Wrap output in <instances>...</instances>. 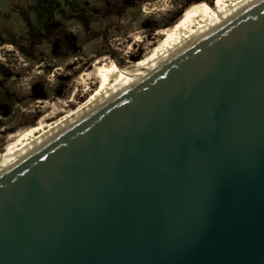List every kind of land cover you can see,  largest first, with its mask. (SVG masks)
<instances>
[{
	"label": "water",
	"instance_id": "obj_1",
	"mask_svg": "<svg viewBox=\"0 0 264 264\" xmlns=\"http://www.w3.org/2000/svg\"><path fill=\"white\" fill-rule=\"evenodd\" d=\"M0 264H264V0L2 170Z\"/></svg>",
	"mask_w": 264,
	"mask_h": 264
},
{
	"label": "rangeland",
	"instance_id": "obj_2",
	"mask_svg": "<svg viewBox=\"0 0 264 264\" xmlns=\"http://www.w3.org/2000/svg\"><path fill=\"white\" fill-rule=\"evenodd\" d=\"M154 2L0 0V36L16 42L0 41V152L11 133L36 126L54 108L59 112L83 101L77 79L93 69L95 59L128 67L157 46L155 31L185 28L191 17L217 5L167 0L162 10L146 12L145 5Z\"/></svg>",
	"mask_w": 264,
	"mask_h": 264
},
{
	"label": "bare ground",
	"instance_id": "obj_3",
	"mask_svg": "<svg viewBox=\"0 0 264 264\" xmlns=\"http://www.w3.org/2000/svg\"><path fill=\"white\" fill-rule=\"evenodd\" d=\"M254 1L217 0L215 8L191 17L185 28L175 32L168 28L155 31V37L160 36L162 41L157 38V46L128 67H111L105 57L95 59L93 69L82 72L77 79L78 85L85 91V99L71 109L62 108V111L56 112L54 108V111L41 117L36 126L11 133L10 141L0 152V172ZM166 2L156 0L153 4H146L144 10L148 13L162 10ZM134 39L141 41L138 35Z\"/></svg>",
	"mask_w": 264,
	"mask_h": 264
},
{
	"label": "trees",
	"instance_id": "obj_4",
	"mask_svg": "<svg viewBox=\"0 0 264 264\" xmlns=\"http://www.w3.org/2000/svg\"><path fill=\"white\" fill-rule=\"evenodd\" d=\"M25 22V21H24ZM26 23V22H25ZM55 23V22H54ZM27 25V27H28V24H26ZM29 28V27H28ZM29 31V30H28ZM1 33V32H0ZM29 33H31V32H29ZM7 41V42H11V43H15L16 44V42L13 40V39H10V38H7V39H5L4 37H1L0 36V41Z\"/></svg>",
	"mask_w": 264,
	"mask_h": 264
}]
</instances>
